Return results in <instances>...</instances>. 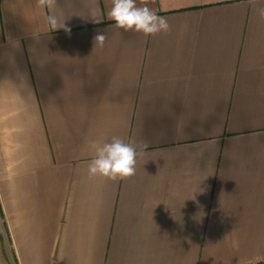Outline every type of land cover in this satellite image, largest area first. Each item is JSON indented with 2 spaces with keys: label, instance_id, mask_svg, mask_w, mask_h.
<instances>
[{
  "label": "crops",
  "instance_id": "1",
  "mask_svg": "<svg viewBox=\"0 0 264 264\" xmlns=\"http://www.w3.org/2000/svg\"><path fill=\"white\" fill-rule=\"evenodd\" d=\"M59 2L71 35L0 0V264H264V0H155L157 36ZM112 136L136 174L90 177Z\"/></svg>",
  "mask_w": 264,
  "mask_h": 264
},
{
  "label": "clouds",
  "instance_id": "2",
  "mask_svg": "<svg viewBox=\"0 0 264 264\" xmlns=\"http://www.w3.org/2000/svg\"><path fill=\"white\" fill-rule=\"evenodd\" d=\"M59 4V0H35V6L44 13V20L51 31L62 29L71 35V27L66 23L70 17L57 13ZM152 4H155V0H139V3L138 0H111L107 17L114 22L116 29L124 32L140 33L144 36L167 34L171 30L168 20L151 7ZM93 21L103 22L100 17ZM106 40L105 32L98 31L93 37L94 47L103 48ZM8 44L13 51L20 49L19 41L11 37ZM7 56L9 63L14 66V55L9 53ZM92 148L94 156L87 164L88 175L90 177L99 175L112 181L134 176L138 163L145 155L143 148L138 147L135 142H126L119 136H112L103 143L93 142Z\"/></svg>",
  "mask_w": 264,
  "mask_h": 264
}]
</instances>
